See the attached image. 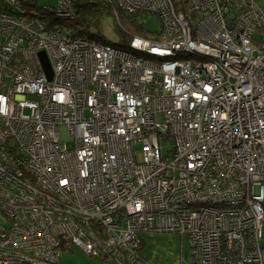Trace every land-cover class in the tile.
Here are the masks:
<instances>
[{
  "label": "built area",
  "instance_id": "1",
  "mask_svg": "<svg viewBox=\"0 0 264 264\" xmlns=\"http://www.w3.org/2000/svg\"><path fill=\"white\" fill-rule=\"evenodd\" d=\"M6 1L16 12L0 11V264H60L75 247L104 264H151L146 234L188 238L191 264H264V9L47 7L71 20L93 1L161 23V42L134 37L127 50Z\"/></svg>",
  "mask_w": 264,
  "mask_h": 264
},
{
  "label": "rangeland",
  "instance_id": "2",
  "mask_svg": "<svg viewBox=\"0 0 264 264\" xmlns=\"http://www.w3.org/2000/svg\"><path fill=\"white\" fill-rule=\"evenodd\" d=\"M255 1L264 9V0ZM56 2L57 0H39V4L44 5L51 4L55 6ZM3 4L4 3L0 1L1 11L3 10ZM117 18L120 20V22L123 23L121 17L118 16ZM116 24L117 20L114 16L103 14L99 26L100 28H94L93 31L103 35L107 41L114 42L116 40H119L116 30ZM146 26V30L148 32H146L144 36L141 37L150 41L161 42V36H157L155 34L160 33L161 23L157 22L155 18L150 17L149 22ZM261 33V31L256 32L255 37H260ZM61 140L68 144L70 150L74 149L75 144L69 138L67 130L65 128L61 129ZM143 240V255L151 264H191L190 245L188 238H183L181 235L178 234H146L145 236H143ZM81 262H90L91 264H104L98 259L89 258L85 254H83L78 247H75L70 255L68 253L64 254L62 256L60 264H80Z\"/></svg>",
  "mask_w": 264,
  "mask_h": 264
},
{
  "label": "trees",
  "instance_id": "3",
  "mask_svg": "<svg viewBox=\"0 0 264 264\" xmlns=\"http://www.w3.org/2000/svg\"><path fill=\"white\" fill-rule=\"evenodd\" d=\"M0 1L4 3L3 7L1 6L3 8L2 11L5 10L7 12L9 11L16 12V10L12 8V6L9 3H7L6 0H0ZM20 1L23 4H25V6H32V7H35L36 10L45 11L46 13L50 15V17L52 18V21L56 22L57 24H63L68 29L75 28L74 31L77 35L100 40L102 42L112 43L113 45H116L118 47H121L127 50H131V44H132V40L134 37L142 38L141 36H144V34L148 32L146 30L147 26L140 23L137 18H132L124 14V15H121V20L123 21V23L120 22V20L114 14L115 7L107 6L103 3H96L93 1H87L85 3H82L78 6L77 16L74 19L61 20L56 17L55 13L52 10L50 11V9L47 8V7L49 8L55 7L51 4H46V5L39 4V0H20ZM103 14L114 16L115 19L117 20L116 30H117L119 40H116L114 42H109L105 39L103 35H101L98 32L93 31L94 28L96 29L100 28L99 26H100V22L102 20ZM152 18H155V17H152ZM155 34L158 35V33H155ZM72 252L73 250H71L68 254L70 255ZM80 264H91V263L81 262Z\"/></svg>",
  "mask_w": 264,
  "mask_h": 264
},
{
  "label": "water",
  "instance_id": "4",
  "mask_svg": "<svg viewBox=\"0 0 264 264\" xmlns=\"http://www.w3.org/2000/svg\"><path fill=\"white\" fill-rule=\"evenodd\" d=\"M140 49H142V48H139L138 50L145 53V54H151L150 51H148V50H140ZM39 56H40L41 62L43 64L45 72L47 73L49 78L52 79V71H51L50 64L48 62V59H47L45 53H41Z\"/></svg>",
  "mask_w": 264,
  "mask_h": 264
}]
</instances>
